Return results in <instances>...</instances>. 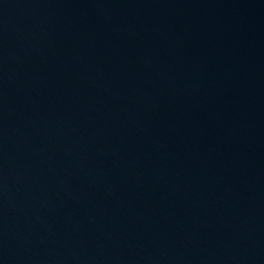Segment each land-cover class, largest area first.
Listing matches in <instances>:
<instances>
[{
  "label": "water",
  "instance_id": "1",
  "mask_svg": "<svg viewBox=\"0 0 264 264\" xmlns=\"http://www.w3.org/2000/svg\"><path fill=\"white\" fill-rule=\"evenodd\" d=\"M0 264H264V0H0Z\"/></svg>",
  "mask_w": 264,
  "mask_h": 264
}]
</instances>
